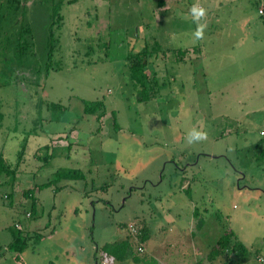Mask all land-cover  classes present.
I'll use <instances>...</instances> for the list:
<instances>
[{"label":"rangeland","instance_id":"obj_1","mask_svg":"<svg viewBox=\"0 0 264 264\" xmlns=\"http://www.w3.org/2000/svg\"><path fill=\"white\" fill-rule=\"evenodd\" d=\"M56 1L20 0L33 46L0 74V264L100 263L142 227L108 264L204 256L226 231L248 257L212 264H264V0H62L59 22ZM145 46L162 89L140 103L126 57ZM60 170L82 177L39 190Z\"/></svg>","mask_w":264,"mask_h":264},{"label":"trees","instance_id":"obj_2","mask_svg":"<svg viewBox=\"0 0 264 264\" xmlns=\"http://www.w3.org/2000/svg\"><path fill=\"white\" fill-rule=\"evenodd\" d=\"M8 6L9 14L5 12L4 8L0 7V74L5 73V70L10 74L15 68L24 67L29 59V50L33 46L31 40L33 35V29L31 24L26 21V6L20 4V0H10L6 2ZM162 4V3H160ZM62 5V0H57L54 5V14L57 16L58 22L61 20L59 15V9ZM20 12V15H19ZM3 20L7 21V24L3 26ZM7 25V27H5ZM49 40L56 42L53 36L52 30L50 32ZM52 46V42L49 43ZM158 45V44H157ZM159 46V45H158ZM146 47L136 54H130L126 57V66L128 69V74L132 83L133 88L136 91V99L138 102H148L153 98H156L162 89L157 79L156 71L153 68L152 58H155V54H151L146 50ZM4 48L8 52L4 51ZM180 57L182 58L185 54L184 51H178ZM51 53L48 54L49 58ZM7 56V57H6ZM182 60V59H181ZM48 70V69H46ZM1 86V84H0ZM83 103V113L85 115L95 116L96 113L104 109L105 105L102 101H82ZM1 108V107H0ZM114 119V126L117 124L115 122V114L111 113ZM3 114L0 110V125L3 121ZM21 156H19V159ZM19 162V161H18ZM13 171L5 165L2 156L0 155V176L11 175ZM82 174L78 170H60L55 173L52 180L39 186V190L48 188L55 185L61 180H76L80 179ZM34 191L29 190L25 193V196H33ZM6 198H10L6 195ZM20 231V230H18ZM140 242H145L149 235L146 228L139 231ZM131 237L135 235L129 233ZM129 235V236H130ZM25 238L21 237L19 234L13 233V240L10 244V248L15 250V252H22L26 245ZM130 244L127 241L108 243L103 246L100 251L102 255L101 260L110 262H122L125 259L127 250L130 248ZM227 253L234 254L239 257L240 261L243 262L248 257V250L244 247L233 235L231 231H226L217 241L216 245L211 249L208 254L210 260H214L221 255H226ZM96 260V256H95ZM101 262V261H100ZM96 264H98L96 262Z\"/></svg>","mask_w":264,"mask_h":264},{"label":"crops","instance_id":"obj_3","mask_svg":"<svg viewBox=\"0 0 264 264\" xmlns=\"http://www.w3.org/2000/svg\"><path fill=\"white\" fill-rule=\"evenodd\" d=\"M185 7V6H184ZM185 9V8H184ZM184 11V10H183ZM182 51H184L185 52V55L188 53V52H186V51H188V50H182ZM180 60L182 59V58H179ZM3 195H8L9 197H10V202H12L11 200H12V194H9V193H4ZM10 205H12V203L10 204ZM129 228V227H128ZM129 230V229H128ZM129 233H131L130 232V230H129ZM180 235V234H179ZM178 235V236H179ZM181 238V237H180ZM148 239H150V236L148 237ZM148 239L145 241V242H147L148 241ZM175 240V239H174ZM184 240V239H183ZM145 242H140V240L139 241H137V239H136V237H135V241L133 242V241H129L128 240V243L130 244V246L131 245H137V252H139V253H141V252H143L144 251V247H143V244L145 243ZM183 242V241H182ZM134 243V244H133ZM175 243H176V241H175ZM11 244V243H10ZM184 244V243H183ZM194 246V245H193ZM141 249V251H139ZM186 251V252H185ZM211 251V250H210ZM154 254V256H155V253H153ZM168 253H165L164 255H167ZM207 254H209V252L208 253H206L205 255H207ZM204 255V256H205ZM204 256L203 255H199V253H198V250H197V248H196V246L193 248V249H191V252L189 253L188 251H187V249H183V251H182V253L179 255V256H177V257H168V256H165V257H160V259L159 260H161V261H159L158 260V258L156 259L155 257H154V263H158V262H160V264H164V263H166V264H201V261H203V258H204ZM207 257H208V255H207ZM165 258V259H164ZM208 260L210 261L208 264H212L211 262H214V260H210L209 258H208ZM101 262H105V263H109V262H107V261H105V260H101ZM100 262V263H101ZM100 263H98V264H100Z\"/></svg>","mask_w":264,"mask_h":264},{"label":"built area","instance_id":"obj_4","mask_svg":"<svg viewBox=\"0 0 264 264\" xmlns=\"http://www.w3.org/2000/svg\"><path fill=\"white\" fill-rule=\"evenodd\" d=\"M5 198H6V195H5ZM27 216H30V214H28ZM15 228H16L17 230H20V231H21V227H18L17 225H15ZM129 230H130L131 234H133V235L136 236V230L134 229L133 226L129 225ZM139 251H141V249H140ZM100 264H107V263H105V262H101Z\"/></svg>","mask_w":264,"mask_h":264},{"label":"water","instance_id":"obj_5","mask_svg":"<svg viewBox=\"0 0 264 264\" xmlns=\"http://www.w3.org/2000/svg\"><path fill=\"white\" fill-rule=\"evenodd\" d=\"M96 264V263H95Z\"/></svg>","mask_w":264,"mask_h":264}]
</instances>
